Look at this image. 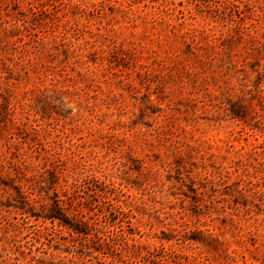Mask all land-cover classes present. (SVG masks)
Returning a JSON list of instances; mask_svg holds the SVG:
<instances>
[{"label": "rangeland", "instance_id": "374dc122", "mask_svg": "<svg viewBox=\"0 0 264 264\" xmlns=\"http://www.w3.org/2000/svg\"><path fill=\"white\" fill-rule=\"evenodd\" d=\"M0 264H264V0H0Z\"/></svg>", "mask_w": 264, "mask_h": 264}, {"label": "trees", "instance_id": "16d2710c", "mask_svg": "<svg viewBox=\"0 0 264 264\" xmlns=\"http://www.w3.org/2000/svg\"><path fill=\"white\" fill-rule=\"evenodd\" d=\"M52 218H55V217H52ZM64 224H66V223H64Z\"/></svg>", "mask_w": 264, "mask_h": 264}]
</instances>
